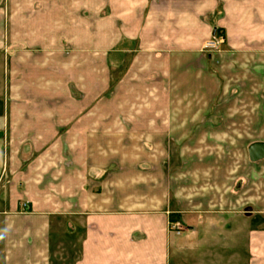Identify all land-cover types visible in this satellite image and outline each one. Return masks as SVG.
<instances>
[{
  "label": "crops",
  "instance_id": "0c3cea01",
  "mask_svg": "<svg viewBox=\"0 0 264 264\" xmlns=\"http://www.w3.org/2000/svg\"><path fill=\"white\" fill-rule=\"evenodd\" d=\"M256 143L264 0H0V264H264Z\"/></svg>",
  "mask_w": 264,
  "mask_h": 264
},
{
  "label": "rangeland",
  "instance_id": "374dc122",
  "mask_svg": "<svg viewBox=\"0 0 264 264\" xmlns=\"http://www.w3.org/2000/svg\"><path fill=\"white\" fill-rule=\"evenodd\" d=\"M219 34H223V32L219 31ZM216 38L217 37H215L213 35L211 39H216ZM220 46H223V43L222 44L219 43V47ZM219 47L217 49H219ZM204 49L207 50L205 47H204ZM111 80H112L111 83L114 84V85H112V87H115V69L112 71ZM113 91H115L113 88H111V90L109 89V91L105 94V101H106V99L108 97L110 98V96L114 93ZM201 107H203V105ZM200 139L203 140L202 137H200ZM216 139L220 140V139H223V137L222 136H218V137H216ZM232 141H233V145H238L239 144V137L233 136ZM202 146H205V144H203L201 142V147H200L201 152L198 153V155L201 158H204L206 155H216V156L220 155L218 153V152H220L219 147H215L214 150H206V149L204 150L202 148ZM235 154L237 156H239V152H237ZM170 157H171L172 160H175V152H173V151L170 152ZM219 163L220 162H217V165ZM215 169H217L219 173H220V171L221 172L223 171V169L221 167H219V166L216 167ZM185 170L189 171L188 173L192 174L190 168L185 169ZM230 170L235 172V170H237V169L233 168V169H230ZM106 171H108V169H105V173H106ZM198 172L199 173L196 172V175L200 176V178H203L204 182H207V183H212L213 182V180H209V178L213 175V171H210L209 169L200 168ZM215 173L216 172H214V174ZM172 221L175 222V221H178V219H175V217H172ZM75 222H77V221H75ZM61 223H62V221H60V224ZM77 224H78V222H77ZM170 227H171V229L173 228L171 225H170ZM56 235L58 236V238H57L58 240L55 243V249L53 251V256H52L53 260L55 262L54 264H74L75 260L79 257V254L81 252L79 244H80V238L82 236V232L79 231V232L75 233L73 230L70 231V232L69 231L64 232V231L61 230Z\"/></svg>",
  "mask_w": 264,
  "mask_h": 264
},
{
  "label": "built area",
  "instance_id": "2783aa9c",
  "mask_svg": "<svg viewBox=\"0 0 264 264\" xmlns=\"http://www.w3.org/2000/svg\"><path fill=\"white\" fill-rule=\"evenodd\" d=\"M215 37H217L216 39H211L209 41L206 42L205 44V48L207 50H213V49H217L219 47V43L222 44L225 41V38L223 36V34H219L218 32L215 33L214 35ZM174 221L171 220L170 225L173 227L172 229L174 231H176L177 233H180L183 230V225L181 224L180 221Z\"/></svg>",
  "mask_w": 264,
  "mask_h": 264
},
{
  "label": "water",
  "instance_id": "95a60500",
  "mask_svg": "<svg viewBox=\"0 0 264 264\" xmlns=\"http://www.w3.org/2000/svg\"><path fill=\"white\" fill-rule=\"evenodd\" d=\"M259 147H264V144L263 143H256V144H253L251 147H250V155H251V158L252 159H257V156H261L260 154L263 155V151H259ZM259 158V157H258Z\"/></svg>",
  "mask_w": 264,
  "mask_h": 264
}]
</instances>
